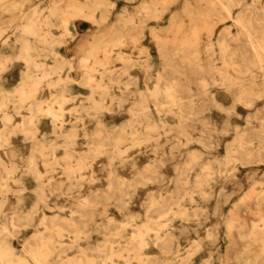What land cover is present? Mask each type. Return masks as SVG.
Listing matches in <instances>:
<instances>
[{
  "label": "bare ground",
  "instance_id": "1",
  "mask_svg": "<svg viewBox=\"0 0 264 264\" xmlns=\"http://www.w3.org/2000/svg\"><path fill=\"white\" fill-rule=\"evenodd\" d=\"M217 1L239 29H222L194 53L162 54L156 68L147 45L133 51L136 38L126 26L134 18L118 0H0V264L189 263L176 228L187 232L190 221L207 218L211 198L213 212L227 201L217 178L234 175L238 164L264 163L260 145L238 151L243 141L263 139L262 129L238 132L222 158L213 153L218 143L205 138L207 129L194 136V120L215 103L216 72L232 70L259 96L264 91V79L255 76L264 69V0ZM155 2L142 1L146 14L158 15ZM17 18L25 20L13 24ZM214 56L221 68L213 67ZM138 67L147 73L130 117L107 123L105 115L122 108L120 94L140 87ZM87 116L95 121L91 131ZM206 119L200 120L212 124ZM192 138L207 150L188 151L168 173L166 160ZM88 178H105L107 190L89 187ZM85 189L88 211L61 203ZM255 205L259 218L247 230L225 220L230 242L239 239L243 250L233 257L210 248L197 264H264V191ZM207 238L217 241L218 231ZM151 244L155 254L147 251ZM194 248L203 249L202 241Z\"/></svg>",
  "mask_w": 264,
  "mask_h": 264
},
{
  "label": "rangeland",
  "instance_id": "2",
  "mask_svg": "<svg viewBox=\"0 0 264 264\" xmlns=\"http://www.w3.org/2000/svg\"><path fill=\"white\" fill-rule=\"evenodd\" d=\"M118 1L126 6L127 12L134 18V23L126 26L129 34L133 38H136V42L134 44L132 43L133 51L138 52L137 47L147 45L149 50L152 51L151 60L155 64V67L157 66L156 68L160 67L158 64L161 61L162 54L173 53L177 49L184 53H194L199 44L203 45L207 41H217L222 29L229 28L234 32L239 29V26L231 18L225 16V11L217 0H155L153 9L156 14L158 13L157 16L145 13V10L142 9L143 0ZM208 6L215 12L214 18H208L206 14V7ZM24 20L25 18H17L13 24H20ZM195 28H203V31L201 30L199 34H194L193 30ZM205 28L208 30H205ZM91 32L93 31H89L90 35ZM87 40L94 41L95 37L88 36ZM131 50L132 48L128 49L129 52ZM200 52L205 54V50ZM7 55L5 54V56ZM140 60H145V57H142ZM210 60L214 68H221V59L219 56H214ZM135 70L140 75V87L137 89L131 85L126 90V94H120V98L123 99L122 108L120 111H115L112 115L110 114L111 112L107 113L105 115L107 123L113 124L121 122L130 117L128 109L137 97L138 90L144 87L143 79L147 73L146 70L140 67ZM255 76L257 82H262L264 79V69L263 71H258ZM214 78L215 83L210 86V92L215 97V103L209 106L200 116L201 120H207L206 118H209L212 124L203 123L200 119L198 121L194 120V125L199 130L196 129L194 131V136H199L202 133V129H207L208 133L206 135L204 134L205 138L208 142L213 140L218 143L214 146L213 153L218 154L222 158L225 156L227 146L236 138L238 132H242L245 129L249 131H259L262 129L264 131V91L259 96L256 91H252L249 88L253 85L249 80H246L244 77L238 78L232 70L228 72H216ZM224 81L230 85L233 84V87L228 88L222 85ZM114 91L118 95L122 93L119 88H116ZM197 91L198 89L194 84V92ZM75 102L78 103L81 101ZM117 105L119 104H115L113 108L117 109ZM86 123L91 128L89 130H93L95 121L87 116ZM175 124H177L176 118H170L168 125L175 126ZM172 134L176 135V140L181 139L180 134L176 132ZM263 139H254L252 145L247 141H243L244 146H239L238 151L242 152L244 148L247 149L250 146L258 147L259 145L260 148L262 147L264 149ZM191 140L187 146H182V153L178 152L175 159L166 160L168 173L172 172L175 161L184 160L188 151L207 150L200 142L195 141L196 138H192ZM163 147L165 150L169 149L167 144ZM24 151V149H21L22 153ZM161 153L162 151L158 155H161ZM234 171V175L228 174L216 180L217 184L224 186L228 193L227 201L222 204L218 211H212L215 200L211 198L206 203L203 202L209 206L207 218H203L200 223L196 220L190 221L186 224L187 232H181V226L178 224L180 228H176V234L179 237V245L182 248L181 258L187 261L189 260L187 264H197L201 256L210 248L216 247L221 253L230 251L233 257L243 250L244 243L239 239L235 238V243L230 242L229 237L231 232L225 220L230 224L242 223L244 224L245 230L249 228L252 222L258 220L260 210L256 207L255 200L264 191V163L255 161L244 166L238 164ZM107 181L105 178H100L94 182L92 178H88L89 187L94 188L95 184H100L103 191L107 190ZM77 193L75 198L61 203L69 206L73 204L76 205V208L79 206L80 209L88 211L87 207L90 206L85 202V198L91 196L90 189H85ZM118 196H121V194ZM64 197L66 195L61 196L62 199ZM67 211H69V207L66 208ZM47 212L52 213V210H47ZM97 212V219L102 220L105 217V213L103 214L101 210ZM118 218L121 219L122 217L118 216ZM209 230L218 231L219 238L217 241L212 242L207 238ZM196 239L201 240L204 246L200 251L194 248V241ZM74 251L75 249L70 250V253ZM147 251L155 254L158 252V249L151 244L147 248ZM262 260L264 261V257ZM177 264L182 263L179 262Z\"/></svg>",
  "mask_w": 264,
  "mask_h": 264
}]
</instances>
